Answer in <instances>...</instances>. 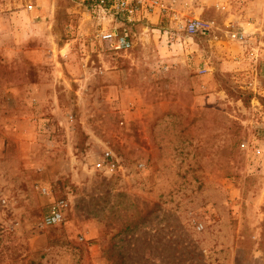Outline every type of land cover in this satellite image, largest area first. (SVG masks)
Masks as SVG:
<instances>
[{"label":"rangeland","instance_id":"374dc122","mask_svg":"<svg viewBox=\"0 0 264 264\" xmlns=\"http://www.w3.org/2000/svg\"><path fill=\"white\" fill-rule=\"evenodd\" d=\"M171 1L217 29L153 16L126 55L88 1L0 0V264H264V21Z\"/></svg>","mask_w":264,"mask_h":264},{"label":"built area","instance_id":"2783aa9c","mask_svg":"<svg viewBox=\"0 0 264 264\" xmlns=\"http://www.w3.org/2000/svg\"><path fill=\"white\" fill-rule=\"evenodd\" d=\"M90 2V10H98L101 19L108 22L103 25L99 22L100 29L97 32V39L101 43L110 45V49L123 52L126 55L135 45L136 33L134 27L142 25L148 27L149 20L153 16L170 14L172 19L177 21L178 29L187 32L189 35L210 34L217 27L212 21L201 18H193L181 21L176 6L171 0H84ZM32 9V7H30ZM227 36L234 41L244 42L248 35L245 30H225ZM264 156V149L258 151ZM109 171H116L120 168L119 160L111 151H106L102 162L98 164ZM68 203L60 199L54 202L49 212L43 218V225L54 226L64 221Z\"/></svg>","mask_w":264,"mask_h":264},{"label":"crops","instance_id":"0c3cea01","mask_svg":"<svg viewBox=\"0 0 264 264\" xmlns=\"http://www.w3.org/2000/svg\"><path fill=\"white\" fill-rule=\"evenodd\" d=\"M256 2H257V0H253V7H252L253 8L252 11H253V15H254V17H252L253 22L252 23L247 22L248 21L247 20L248 11H246L245 13L236 11L235 15H233V17H234L233 21H234L235 26H238L237 24H239V25L243 26V30H246L247 27L245 26V24H251L254 27V29H256V30L262 29V26H263L262 22L264 21V19L261 18L260 13L264 11V8H263L264 1L263 2L261 1V3L259 2L258 6L255 5ZM247 6H248V8H246ZM247 6L245 8L250 9V4ZM240 28H242V27H240Z\"/></svg>","mask_w":264,"mask_h":264}]
</instances>
